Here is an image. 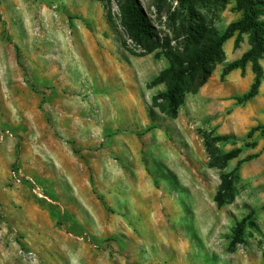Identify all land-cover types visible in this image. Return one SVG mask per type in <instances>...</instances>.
I'll use <instances>...</instances> for the list:
<instances>
[{
    "label": "rangeland",
    "instance_id": "374dc122",
    "mask_svg": "<svg viewBox=\"0 0 264 264\" xmlns=\"http://www.w3.org/2000/svg\"><path fill=\"white\" fill-rule=\"evenodd\" d=\"M136 1L148 36L134 35L131 0H0V144L16 155L28 133L45 129L52 131L42 137L48 150H56L49 135L58 131L63 138L55 140L74 152L116 161V137L136 135L149 175L166 183L168 217L157 219L156 239L150 218H120L106 192L118 173L97 187L110 203L106 217H77L81 211L72 217L65 176L32 158L22 171L18 153L0 167V264H264V138L261 129L247 137L264 126V55L261 83L249 101L237 98L253 83L251 62L221 78L225 64L250 48L249 33L235 32L222 44L219 60L207 63V81L192 92L198 78L191 55L206 52L213 32L220 35L241 18L237 0ZM172 61L179 73L153 85ZM174 86L181 94L175 110L166 99L153 102ZM87 128L86 146L65 142ZM158 132L164 143L154 141ZM251 142L256 146L246 147ZM235 148L240 153L223 160ZM233 170L232 189L217 204L219 176ZM29 181L51 202L35 196ZM250 211L245 244L230 253L233 228Z\"/></svg>",
    "mask_w": 264,
    "mask_h": 264
},
{
    "label": "crops",
    "instance_id": "0c3cea01",
    "mask_svg": "<svg viewBox=\"0 0 264 264\" xmlns=\"http://www.w3.org/2000/svg\"><path fill=\"white\" fill-rule=\"evenodd\" d=\"M202 94L203 91H200ZM10 112H13L10 110ZM70 121V120H69ZM90 129H84L83 132L74 133V137H67L66 143L72 142L75 144V148L80 146H86L88 141L87 137L90 136ZM27 133V132H26ZM45 134H52L45 131V129L35 130L34 133H28L26 141L22 140L16 144L15 153L13 155L11 151L0 144V164L2 167H8L14 157L19 153L20 160L17 162L22 171L27 172L29 168L28 160L32 158V162L36 163V166H49L65 176L68 183L69 197H70V210L75 213H69L72 217H75L77 212L81 211L84 214H80L77 217L88 216L97 221L107 216L109 211V204L105 201L103 196L104 191L98 189L99 184L105 183V177H111L117 175L120 180H117L113 186L106 189V192L111 193L109 201L116 205L118 209V216L125 220L128 219H146L147 217L153 223L154 236L157 238V219L167 216L168 217V191H165L164 184H156L147 171V167L142 162V153L140 152L139 142L140 140L136 135L124 134L116 137L119 147L117 148L118 160L113 161L109 156L102 154L85 155L76 153L73 150L71 144L63 145L61 142L56 141L55 137L63 138L62 134L58 131L54 136L49 135V139L53 138L52 144L55 145V151L48 150L49 147L46 144L47 141L43 140ZM33 135V136H32ZM156 143H164V135L162 132L155 134ZM31 139V140H30ZM113 138H107L106 143L111 144ZM168 154V147H166ZM114 152V151H113ZM168 165V160L165 163ZM85 169V175H78V171ZM92 168V169H90ZM92 170V171H89ZM159 185V188L157 187ZM108 200V199H107ZM37 203V202H36ZM39 204V203H38ZM180 207V205H179ZM74 210V211H73ZM164 212V214H163ZM247 215V214H246ZM144 222V221H143ZM134 223V222H133ZM138 232L143 235L144 240H152L145 235L148 234L145 228L142 229L140 225L135 223ZM125 223L122 224L123 232ZM149 230V229H148ZM147 232V233H146ZM150 233H153L152 231ZM229 244V243H228ZM245 243L236 244L230 253H234L239 246H243ZM181 250H185L186 244L181 243ZM264 252V251H263ZM263 252L261 254L264 262Z\"/></svg>",
    "mask_w": 264,
    "mask_h": 264
},
{
    "label": "trees",
    "instance_id": "16d2710c",
    "mask_svg": "<svg viewBox=\"0 0 264 264\" xmlns=\"http://www.w3.org/2000/svg\"><path fill=\"white\" fill-rule=\"evenodd\" d=\"M132 3V12H131V18L129 19L130 25L135 30V36L144 35L148 36V30H147V23L144 19V16L142 15V12L140 11V8L138 7V3L136 0H131ZM237 8L242 12V16L239 20L230 23L227 28L220 34L217 35L215 32L212 33L213 38L211 40V43L207 47V51L203 52L201 55L197 54V51L195 52V55H191V61L194 63L195 68H197V84L192 89V92H196L198 88H200L205 82L207 81L211 68L207 66V63L210 59L217 58L219 60L220 58V49L222 44L229 38L233 36L235 32L237 33H249L251 36L250 40V48L244 52L238 59L229 62L225 64V66L222 69L221 72V78L223 79L229 72L244 68L248 62H251L252 70L255 74L253 83L251 87L243 93L241 96L237 98V102L239 104H243L246 101H249L253 97L257 95L258 88L261 83L262 79V69L261 66L258 63V60L264 55V20L261 19V17L264 14V3H260L259 0H237ZM193 16V15H192ZM196 36L199 38L200 34L195 33ZM239 43V39L236 38L234 41V46L237 47ZM174 62L172 61L170 66L163 70L153 81L152 84L155 85L157 81H159L163 76L168 75L169 78H174L178 71H175L173 68ZM181 75H178L179 78ZM177 77V78H178ZM177 85V83H175ZM177 92L179 95L178 87L174 86L172 88H169L168 91L164 93H159L153 96L152 100L153 102H156L159 99H166L169 106L172 109H176L178 104L181 102L180 99H178L179 95H177ZM261 129L262 137L264 138V126L256 125L250 129V131L247 133V137H251L252 133L255 130ZM255 142H251L246 144V147H255ZM241 149L235 148L231 151L225 153L222 157L223 160L227 161L232 158H235L239 153ZM256 156V155H254ZM251 157H248L245 160H249ZM241 162V161H240ZM234 170L227 172V173H221L220 178V184L218 187V190L214 196V201L217 204H221L224 201V198L226 194L231 191L232 189V176L234 175ZM262 208H264V204L262 205ZM253 214L252 211L242 217L238 222H236L234 228H233V234L230 239L229 245L232 249L236 244H240L243 242V234L246 227V224L249 222L251 215ZM264 257V252H263Z\"/></svg>",
    "mask_w": 264,
    "mask_h": 264
},
{
    "label": "built area",
    "instance_id": "2783aa9c",
    "mask_svg": "<svg viewBox=\"0 0 264 264\" xmlns=\"http://www.w3.org/2000/svg\"><path fill=\"white\" fill-rule=\"evenodd\" d=\"M13 177L15 178V181L20 183L21 181H24V179H22V177H18L17 175H15V173H13ZM30 182V186L32 189V192L35 194V196H37L40 199L46 200L48 202H51V198L45 193L46 191L38 184L34 183L33 181H29Z\"/></svg>",
    "mask_w": 264,
    "mask_h": 264
},
{
    "label": "bare ground",
    "instance_id": "6f19581e",
    "mask_svg": "<svg viewBox=\"0 0 264 264\" xmlns=\"http://www.w3.org/2000/svg\"><path fill=\"white\" fill-rule=\"evenodd\" d=\"M176 211H177V212H174V213H176V214H177V213H178V210L176 209ZM178 214H179V213H178ZM177 218H178V217H177Z\"/></svg>",
    "mask_w": 264,
    "mask_h": 264
}]
</instances>
